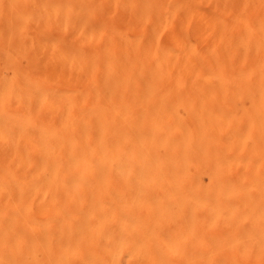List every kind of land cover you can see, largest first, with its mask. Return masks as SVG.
Returning <instances> with one entry per match:
<instances>
[{
	"label": "bare ground",
	"instance_id": "bare-ground-1",
	"mask_svg": "<svg viewBox=\"0 0 264 264\" xmlns=\"http://www.w3.org/2000/svg\"><path fill=\"white\" fill-rule=\"evenodd\" d=\"M0 264H264V24L0 0Z\"/></svg>",
	"mask_w": 264,
	"mask_h": 264
},
{
	"label": "rangeland",
	"instance_id": "rangeland-1",
	"mask_svg": "<svg viewBox=\"0 0 264 264\" xmlns=\"http://www.w3.org/2000/svg\"><path fill=\"white\" fill-rule=\"evenodd\" d=\"M214 24H264V0H207Z\"/></svg>",
	"mask_w": 264,
	"mask_h": 264
}]
</instances>
